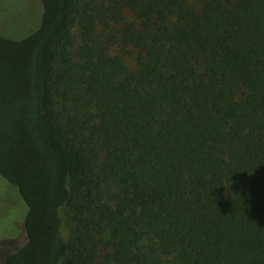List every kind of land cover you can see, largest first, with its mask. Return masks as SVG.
<instances>
[{
	"label": "trees",
	"instance_id": "trees-1",
	"mask_svg": "<svg viewBox=\"0 0 264 264\" xmlns=\"http://www.w3.org/2000/svg\"><path fill=\"white\" fill-rule=\"evenodd\" d=\"M41 1L0 34L6 264H264V0Z\"/></svg>",
	"mask_w": 264,
	"mask_h": 264
},
{
	"label": "rangeland",
	"instance_id": "rangeland-1",
	"mask_svg": "<svg viewBox=\"0 0 264 264\" xmlns=\"http://www.w3.org/2000/svg\"><path fill=\"white\" fill-rule=\"evenodd\" d=\"M42 14L41 0H0V34L16 40L26 38L39 28ZM26 211L18 188L0 175V264H6L7 258L26 242ZM71 215L70 208L63 210L64 232L69 241L76 242Z\"/></svg>",
	"mask_w": 264,
	"mask_h": 264
}]
</instances>
